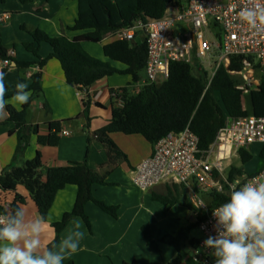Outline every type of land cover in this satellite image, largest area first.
Wrapping results in <instances>:
<instances>
[{
  "label": "crops",
  "instance_id": "1",
  "mask_svg": "<svg viewBox=\"0 0 264 264\" xmlns=\"http://www.w3.org/2000/svg\"><path fill=\"white\" fill-rule=\"evenodd\" d=\"M77 16L78 0H6L4 3L0 0V46L9 51L8 54L12 59L10 65H4V60H0V71L5 74L4 79L8 89L6 99H10L14 94L16 83H27L28 90L32 94L27 119L30 125L39 127L40 135L50 133V123L68 121L62 126L57 146L39 145L36 136L31 135L24 152L16 157L18 138L15 133L10 135L15 130V124L1 125L8 118L5 109L6 114L0 117V173L9 166H24L25 162L33 159L38 152L42 155L45 168L65 167L87 161L91 169L109 173L107 176L109 185L96 184L92 188V193L97 200L117 207V216L112 217L93 202H89L85 207L89 226L81 218H72L61 233L60 239L72 229L74 220L80 221L81 230L85 233L80 250L67 258L63 264H123L134 261L138 264H198L193 256V248L196 246H187L190 248V254H186L185 251L178 254L173 247L160 244L161 252L157 253L146 243L144 228H147L151 238L158 242L163 237L174 235L182 228L188 227L191 222H197L199 218L196 214L193 215L188 207L181 204L164 205L156 199L158 196H166L168 193L165 195L162 192L172 184H161L147 191L140 190L134 184L135 169L152 155L154 146L140 135H112L113 141L127 155L128 162L120 163L113 171H110L108 166L102 167L107 162L104 147L95 139L88 145L89 134L106 126L112 119L113 108L120 107L111 97V91L127 88L130 94L136 95L142 90L146 75L144 74V81L141 80L133 85H130L131 78L128 75L118 74L104 78L95 83L90 88V92L83 94V91L67 83L62 66L57 59L47 60L40 68V62L49 58L52 48L44 42L37 44L32 34L40 31L49 37L65 36L72 40L87 32L72 30ZM113 39L108 36L99 43L84 42L82 47L90 56L107 61L104 46ZM135 42H143L141 35L136 37ZM26 44L38 47L39 57L28 51ZM16 62L30 65L25 68L19 67ZM107 62H111L121 71L125 70L123 65L117 66L113 64L116 62ZM197 67L200 68V65L198 64ZM38 72L42 73V92L34 94L31 91L32 77ZM234 74L239 73H231V78L236 86L242 89L246 82L245 85L240 86V78L233 77ZM261 80L262 73L257 70L254 82L260 86ZM259 86L257 89L244 91L243 104L248 113H251L253 109L251 91L258 90ZM84 100L90 101L89 113L86 116H83ZM8 106L17 109V106L12 103ZM63 132H68V135ZM250 150L251 148L247 151ZM237 157L240 159V153L234 158ZM226 171L225 174L228 175ZM253 173H245L236 178L249 177ZM176 186H182L184 187H180L182 190L192 193V190L183 185ZM17 193L26 200L22 207L25 209L28 220L40 215L31 194L24 186L20 185ZM193 196L195 197V194ZM14 198L15 194L0 191V202L5 208H9ZM76 198L77 188L72 185L57 194L47 215L49 222L42 233V250L49 247L50 242L56 238L53 224L61 222L66 213L72 212ZM191 206L193 209L197 208L196 204L192 203ZM189 238L198 243L202 241L191 238L190 235ZM178 255L181 256V260L175 262Z\"/></svg>",
  "mask_w": 264,
  "mask_h": 264
},
{
  "label": "trees",
  "instance_id": "2",
  "mask_svg": "<svg viewBox=\"0 0 264 264\" xmlns=\"http://www.w3.org/2000/svg\"><path fill=\"white\" fill-rule=\"evenodd\" d=\"M1 1L4 3L6 0ZM175 1L180 0H78V16L72 30L87 31L86 33L72 40L65 36L49 37L40 31L32 34L37 44L44 42L52 48V54L48 59L40 62V68L47 60L57 59L62 66L67 83L80 91L88 90L102 79L118 74L128 75L131 78L130 85L137 84L142 80L146 69L147 46L144 42L130 43L113 39L104 46L106 58L123 65L125 67L123 71L113 66L111 62L90 56L83 49L82 43L102 42L109 35L132 27L139 19H161L167 5ZM26 48L39 57L38 47L26 44ZM8 53L6 48L0 46V60H12ZM244 59V57L232 58L228 67L221 65L213 76L204 68L196 72L192 63L173 62L170 64L169 77L162 84L144 83V87L136 95L130 94L127 88L120 89L124 105L119 108L113 106L112 119L109 123L88 136V145L95 139L107 153V162L102 167L108 166L110 171H113L120 163L128 162L127 155L113 141L114 134L140 135L154 146L167 134L180 133L189 127L199 138V149L207 150L215 141L219 131L230 120H237L248 115L264 117V75L258 90L251 91L253 108L251 113L244 108V90L236 86L231 78V73L242 71ZM16 63L17 66L24 68L30 65ZM32 80L31 91L34 94L41 93L42 73L35 74ZM216 96L219 97V101ZM30 101L21 110L7 106L8 118L1 124H15V130L10 135L15 133L18 138L16 157L24 152L31 135L36 136L39 145L57 146L62 126L68 122H52L49 124L50 133L40 135L39 127L28 123ZM84 106L83 116H86L89 113L90 101L84 100ZM240 159L242 164L246 165L252 161V156L249 151L242 149ZM244 171V168H232L228 174L229 180L242 176L245 174ZM262 171H264V146L259 154L258 167L252 175ZM108 175L109 173L91 169L87 161L65 167L45 168L42 155L38 152L33 159L26 161L24 166H9L0 173V191L15 194L8 209L0 202V214L12 213L18 206L25 204V198L17 193L20 185L31 194L39 214L46 217L57 194L67 186H75L77 198L74 209L66 213L61 222L53 224L56 230L54 241L58 243L63 229L72 218H81L89 226V218L85 212L89 202H93L112 217L117 216V207L97 200L92 193V188L96 184L109 185ZM211 198L210 209L228 200L227 195L219 193L211 194ZM156 199L164 205L181 204L190 207L185 194H174L169 191L166 196H158ZM203 219L204 214L199 216V223ZM192 229V226L182 228L174 235H167L158 242L151 238L147 228H144L143 232L147 245L155 252H161L159 248L161 244L173 247L178 254H181L188 245L195 247L198 244V241L189 238ZM180 260L181 256L178 255L175 262ZM123 264L138 263L134 261Z\"/></svg>",
  "mask_w": 264,
  "mask_h": 264
},
{
  "label": "built area",
  "instance_id": "3",
  "mask_svg": "<svg viewBox=\"0 0 264 264\" xmlns=\"http://www.w3.org/2000/svg\"><path fill=\"white\" fill-rule=\"evenodd\" d=\"M255 6L264 8V0L175 1L167 5L161 19H139L132 27L109 36L133 43L141 35L147 46L145 84L165 82L171 63H193L194 56L209 60V65L214 67L212 76L221 65L228 67L232 58L244 57V68L238 73L246 82L242 89L250 91L259 86L254 82L256 71L264 75V26L250 27L239 19V12L244 7ZM10 63L4 60V65ZM201 68L204 67L200 65ZM121 95L120 89L111 91V97L120 107L124 105ZM257 143L264 145V117L254 115L230 120L207 150L199 149V138L189 127L180 133H169L154 145L152 155L137 166L134 184L142 191L161 184L183 185L192 190L197 209L204 214L199 230L206 240L216 235L211 194L229 197L228 185L234 180L246 183L264 173L232 181L225 174L226 161ZM203 192L209 195L207 204L198 197ZM204 240L193 248L194 261L215 264L213 250L204 247Z\"/></svg>",
  "mask_w": 264,
  "mask_h": 264
},
{
  "label": "clouds",
  "instance_id": "4",
  "mask_svg": "<svg viewBox=\"0 0 264 264\" xmlns=\"http://www.w3.org/2000/svg\"><path fill=\"white\" fill-rule=\"evenodd\" d=\"M239 19L252 28L264 26V8L244 7ZM4 76L0 71V117L9 103L19 110L32 95L27 83L18 82L6 99ZM228 187V200L212 211L216 235L204 240V247L213 250L215 264H264V173L246 183L236 179ZM48 222L43 214L28 220L22 206L0 215V264H63L76 254L85 235L80 221L74 220L67 235L42 250L41 237Z\"/></svg>",
  "mask_w": 264,
  "mask_h": 264
},
{
  "label": "rangeland",
  "instance_id": "5",
  "mask_svg": "<svg viewBox=\"0 0 264 264\" xmlns=\"http://www.w3.org/2000/svg\"><path fill=\"white\" fill-rule=\"evenodd\" d=\"M183 1H185V0H183ZM213 35H215V33ZM210 37H212V35ZM107 61H110V60L107 59ZM113 64L117 65V66H121V64H118V63H113ZM198 64L204 66L206 68L207 72L210 75L212 74L214 68L209 65V60L200 59L198 56H194L192 65H194V69L196 70V72L199 71V68L197 67ZM255 67L257 69L260 68L259 66H255ZM236 76H237V78H240V82L241 83L239 85L240 86L245 85V81H244L243 77L241 75H239V74H237V75L234 74L233 75V77H236ZM142 80L143 81L145 80V75L144 74L142 75ZM157 84L158 85L162 84V82H158ZM143 87L144 86H142V88ZM216 99L219 101V97L218 96H216ZM263 146H264L263 144L257 143V144H254L251 147V150H250L251 152L249 151V153H251V155H252V161L250 163L246 164V165H243L242 162H241V159H239L238 157L237 158H233V159H231L229 161H226L224 163L225 168L227 170L226 172L229 173L232 168L236 167V168H244V170L246 171V172L244 171L245 173H253V172L255 173V171H256V169L258 167V164H259V154H260V151L263 148ZM170 190L172 192H177L176 194H180V195L185 194L186 195V201H187V203L190 206L188 209H190V211L192 212L193 215L196 214L197 218H198V216H200L199 214L202 211L197 209L196 207H195V209H193V207H192L193 205L191 206L192 203L196 204L195 197L193 196L192 193H190L189 191H187L185 189L182 190L179 186H176V184L168 185V188L164 189V192H162V193H165V195H166L168 193V191H170ZM198 197L201 198L206 204H207V202H209V195L204 193V192H203V196L201 194H199ZM194 210H196V211H194ZM189 226L193 227V229L191 231V234H190L191 238L204 240V235L201 233V231L198 228L199 227L198 220H197V222H191ZM185 253L186 254H190V248H186Z\"/></svg>",
  "mask_w": 264,
  "mask_h": 264
}]
</instances>
